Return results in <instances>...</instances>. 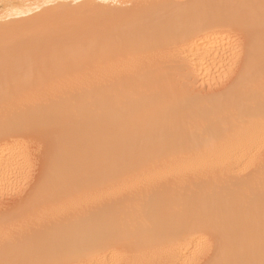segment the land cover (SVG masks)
<instances>
[{
  "label": "bare ground",
  "instance_id": "6f19581e",
  "mask_svg": "<svg viewBox=\"0 0 264 264\" xmlns=\"http://www.w3.org/2000/svg\"><path fill=\"white\" fill-rule=\"evenodd\" d=\"M173 3L0 0V51H39L31 58L63 75L51 103L33 99L19 125L0 131L14 136L0 144V189L39 176L20 206L0 214V264H264V0ZM202 3L221 11L192 17ZM229 29L247 34L242 46L226 42ZM228 68V86L185 104L215 142L137 138L163 128L143 119L170 106L175 80L223 77ZM31 77L18 87L33 86ZM186 90L174 98L188 100ZM83 112L96 114L107 148L104 157L90 155L96 175L86 183ZM37 125L56 143L47 165L29 160L22 135Z\"/></svg>",
  "mask_w": 264,
  "mask_h": 264
},
{
  "label": "rangeland",
  "instance_id": "374dc122",
  "mask_svg": "<svg viewBox=\"0 0 264 264\" xmlns=\"http://www.w3.org/2000/svg\"><path fill=\"white\" fill-rule=\"evenodd\" d=\"M174 2H176L177 4L176 5L175 3H173L175 4V6L177 7L182 6L179 8H184V7L187 8V6L190 7L192 5L191 0H174ZM214 5L215 4L213 3H202V4L197 5V7L201 6L199 7V11L202 12V14L196 8L195 10L192 9L191 11L192 13L191 12L189 13L194 15L192 17H196V16L199 18L200 16L207 17V15L209 14L208 11H210L211 6L213 7V9H215ZM229 5L232 6V3H227L226 6H228L227 7L228 11L230 12L231 10V12H235L234 10H232L233 7L231 8ZM194 6L192 8H194ZM206 9H207V13H206ZM215 10H220V9H215ZM183 14H186V13H183ZM189 23H193V22L190 21ZM229 30H227L228 32L225 31L227 35L226 40H228L226 42L235 43V45L238 47L242 46L247 40V34L244 33V31H242L241 29H233V30L229 29ZM3 53L5 54L6 62L4 61L0 62V77L2 78V80L0 81V83L2 84L0 85V131L2 128L9 129V128H12L13 126L15 127L16 125H19L17 124V119H20V117L23 118V113L24 112L28 113L29 111H31L30 109L34 107V104L31 103L33 99H37L38 101H40V104H42L43 107H45L48 103H51L52 98H54V96L57 95L55 94L54 88H52V86L60 82L63 79V75H56V74L51 73L50 66L44 65L45 63H42L39 60L37 61L36 58L34 59L31 58V56L39 55L41 53L39 51L19 50V49L9 50L8 49V51H5V52L4 50L0 51V56H2ZM51 53L52 52L44 51V54H51ZM56 54H59V53H56ZM232 63L236 64L237 61L236 62L234 61ZM62 64H65V63H62ZM238 66L239 65L237 64L236 67ZM229 69L230 68H228L226 72L227 75L226 73L224 75L226 78H224V76L223 77L217 76L215 74L216 76L213 77L212 79L208 78L207 76H206L207 78L203 76L205 79L204 78H198V79L190 78L188 80H185L186 82L183 81V83L179 81L180 78L177 79L178 80L177 82L175 80L174 83H177L176 85H177L178 90L180 91V89L183 88V86H185V89L186 88L188 89L186 91H189L188 93L189 95L191 94V97H189L188 95L187 97L188 100H186V98L181 97V96L174 98V96L176 97L175 95L176 92L178 94L179 91H177L176 86L174 85V83H172L174 85L173 87H175L176 89L172 87L173 89L171 92H172V95L174 94V96L172 97V100L169 101L170 106L169 105L154 106L148 111V113L143 119L144 121H147L150 124H157L158 122L160 123L166 122L165 123L166 125L163 124L162 126L163 128L161 129V131L157 133H155L154 131H151L150 128H148L147 134H139L137 138L139 140L149 141L152 139H156L157 137H163L167 139L168 143H172L175 145L215 142V138H213V134H211L210 131L206 130L205 127H200L201 125L198 126L199 124L197 125L196 122H193V120L195 119V118L193 119V116L195 114L192 116L190 112L191 109L188 110L187 109L188 107L186 108L185 104L190 102V100L192 101L191 99L193 98L192 96H195V97H197V95L204 96V95H208L209 92L212 93L213 90L214 91L217 90V88H224L229 78L235 76L234 74L235 72H230ZM41 71H43V74ZM41 74L46 75V79L44 83L38 84L36 82ZM26 76H30V77L32 76L29 82H32L33 86L18 87L19 86L18 83L24 82L27 80L25 79ZM220 77L222 78L219 80ZM233 78L230 79L231 81L229 82V85L232 82ZM7 82H10L11 84H4ZM218 85H220L221 87ZM210 89L212 91H210ZM218 90L216 92H218ZM71 91H72V87L69 89L68 92H71ZM68 92L66 90L64 93H68ZM182 101L184 102V104ZM164 102L167 103V100H165ZM181 102H182V105H181ZM95 117H96L95 113L83 112V161H84L83 163V183H86L90 177H93L96 175V174H90L91 172L89 171V163L91 161L89 160L90 155L93 153L95 157H104L107 151L106 146L103 145L100 140L101 132L98 129V127H95L96 125ZM62 118L63 116H59L56 119H62ZM190 118L192 119L191 123L193 125H191L189 122L191 120ZM194 123L196 125H194ZM41 127L42 125H37L35 126V128H33L35 131L33 129L30 131L28 130L27 132L24 131L22 132L24 133L22 135H23V138H26L24 140H27V142H31L30 143L31 149L29 151V152L32 151L30 153L31 155L28 154L29 152L27 153V157L28 158L31 157L29 160L33 159L34 162H37L38 164L40 163L39 165H41V163L42 165L45 163H46L45 165H47V162H51L55 158L56 152H53V150H55L54 147L56 148V146H54V144L56 145V143L53 144L54 140L52 138L49 139V137L51 136L49 134L50 132L48 131V128H41ZM62 127L64 129V128H69L70 126L68 127L62 126ZM3 136L4 137H0V144L1 142L2 144H8V142L10 141L11 142L9 144H11L14 140L13 134L12 136L11 134L9 135L5 134ZM6 138L8 139V141ZM73 140L74 141H72L73 143L72 146L75 144L74 146L76 147L77 143L80 144V140H77V139H73ZM209 163H211V161H209ZM209 163H206L205 166L209 165ZM85 166H86V169H85ZM185 171L189 172L191 170L184 168L182 172L185 173ZM33 174H36L37 176ZM100 174L103 175V173H100ZM246 174H248V170L247 172L246 171L244 172V175ZM29 175L31 176L26 175V176L20 177V179L17 178L16 180L17 182L13 181L12 182L13 184L8 183L7 185L8 187L2 186V188L0 189V212H1L0 214H3V212L5 213V211L9 212V209L10 210L12 208L15 209L16 204L18 205L17 203L18 200L19 202L22 201L24 199V196H26L27 193L29 194V192H31L30 190H32L33 188L37 186L36 183H38V180H39L38 174L32 173ZM88 185H89L88 187L94 186V184L93 185L88 184ZM84 187H87V186H84ZM20 204L21 203H19L18 206H20ZM11 206H14V207L9 208ZM85 212L86 211H83V215L85 214ZM74 214L78 216L77 212L75 211L72 212V215ZM62 222L63 221H58L57 224L61 226ZM73 224H74V220L70 219L69 221L65 223V228H71ZM196 255L198 256V254Z\"/></svg>",
  "mask_w": 264,
  "mask_h": 264
}]
</instances>
